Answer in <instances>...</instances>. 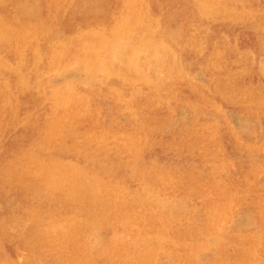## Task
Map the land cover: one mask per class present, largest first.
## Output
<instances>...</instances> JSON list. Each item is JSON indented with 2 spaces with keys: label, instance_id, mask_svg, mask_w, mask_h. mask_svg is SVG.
<instances>
[{
  "label": "rangeland",
  "instance_id": "1",
  "mask_svg": "<svg viewBox=\"0 0 264 264\" xmlns=\"http://www.w3.org/2000/svg\"><path fill=\"white\" fill-rule=\"evenodd\" d=\"M232 1L0 0V217L36 264H264V0Z\"/></svg>",
  "mask_w": 264,
  "mask_h": 264
},
{
  "label": "bare ground",
  "instance_id": "2",
  "mask_svg": "<svg viewBox=\"0 0 264 264\" xmlns=\"http://www.w3.org/2000/svg\"><path fill=\"white\" fill-rule=\"evenodd\" d=\"M220 1V0H219ZM232 1V0H231ZM35 2V1H34ZM81 2V1H80ZM134 2V1H133ZM165 2V1H164ZM174 2V1H173ZM198 2V1H197ZM233 2V1H232ZM241 2V1H240ZM248 2V1H247ZM99 3V2H98ZM103 3V2H102ZM135 3V2H134ZM172 3V2H171ZM27 5H28V3H26ZM35 4V3H34ZM175 4V3H174ZM178 4V3H177ZM78 5H80V3L78 4ZM131 5V4H130ZM129 5V6H130ZM172 5V4H171ZM239 5V4H238ZM32 6V5H31ZM91 6V5H90ZM135 6H136V4H135ZM179 6V5H178ZM242 6V5H241ZM176 7V6H175ZM218 7V6H217ZM34 8V7H33ZM35 8H36V6H35ZM77 8H78V6H77ZM130 8V7H129ZM132 8V7H131ZM141 8V7H140ZM173 8V7H172ZM135 9V8H134ZM177 9V8H176ZM178 9H181V8H178ZM200 9V8H199ZM222 9H224V7L222 8ZM39 10V9H38ZM100 10V9H99ZM202 10V9H201ZM141 11V10H140ZM182 11V10H181ZM218 11V10H217ZM226 11V10H225ZM228 11H230V10H228ZM38 12V11H37ZM75 12V11H74ZM86 12V11H85ZM88 12V11H87ZM129 12V11H128ZM171 12V11H170ZM205 12V11H204ZM235 12V11H234ZM77 13V12H76ZM93 13V12H92ZM99 13V12H98ZM23 14V13H22ZM35 14V13H34ZM34 14H32V15H34ZM88 14V13H87ZM103 14V13H102ZM161 14H163V13H161ZM170 14V13H169ZM172 14V13H171ZM224 14V13H223ZM230 14V13H229ZM29 15V14H28ZM91 15V14H90ZM162 16V15H161ZM169 16V15H168ZM180 16V15H179ZM204 16V15H203ZM234 16V15H233ZM27 17H29V16H27ZM211 17V16H210ZM128 19H129V17H128ZM170 19H172V18H170ZM162 20V19H161ZM138 21V20H137ZM168 21V20H167ZM124 22V21H123ZM135 22V21H134ZM124 23H126V21L124 22ZM121 24V23H120ZM119 24V25H120ZM135 24V23H134ZM151 24V23H150ZM180 24V23H179ZM119 25H117V26H119ZM121 27V26H120ZM133 27V26H132ZM147 27V26H146ZM174 27V26H173ZM124 28V27H123ZM148 28V27H147ZM175 28V27H174ZM177 28V27H176ZM2 29V28H1ZM127 29H130V28H127ZM219 29V28H218ZM116 30V29H115ZM160 30V29H159ZM176 30V29H175ZM1 31V30H0ZM117 31V30H116ZM220 31V30H219ZM127 32H129V31H127ZM1 33V32H0ZM113 33H115V32H113ZM148 33V32H147ZM4 34V33H3ZM26 34H27V32H26ZM63 34V33H62ZM121 34H122V31H121ZM126 34V33H125ZM124 34V35H125ZM138 34V33H137ZM144 34V33H143ZM216 34V33H215ZM51 35V34H50ZM50 37V36H49ZM52 37V36H51ZM120 37H122V36H120ZM124 37V36H123ZM128 37V36H127ZM54 38V37H53ZM56 38V37H55ZM117 38V37H116ZM5 39V38H4ZM48 39V38H47ZM50 39V38H49ZM52 39V38H51ZM118 39V38H117ZM120 39H122V38H120ZM26 40V39H25ZM113 40V39H112ZM111 40V41H112ZM119 40V39H118ZM148 40V39H147ZM162 39H160V41H161ZM1 41H3V40H1ZM59 41V40H58ZM128 41V40H127ZM131 41V40H130ZM163 41V40H162ZM144 42V41H143ZM159 44V43H158ZM124 45V44H123ZM171 45V44H170ZM112 46V45H111ZM110 46V47H111ZM129 46V45H128ZM152 46V45H151ZM166 46H168V44L166 45ZM141 47V46H140ZM148 47H150V46H148ZM176 47V46H175ZM191 47V46H190ZM83 48V47H82ZM109 48V47H108ZM135 48V47H134ZM142 48H144V47H142ZM154 48V47H153ZM168 48V47H167ZM117 49V48H116ZM122 49L123 48H121V50L120 51H122ZM125 49V48H124ZM161 49V48H160ZM113 50V49H112ZM118 50V49H117ZM138 50H139V47H138ZM146 50V49H145ZM147 50H148V48H147ZM159 50V49H158ZM177 50V49H176ZM109 51V50H108ZM119 51V50H118ZM154 51V50H153ZM173 51V50H172ZM81 52H82V50H81ZM142 52V51H141ZM146 52V51H145ZM171 52V51H170ZM116 53V52H115ZM158 53V52H157ZM168 53V52H167ZM167 53L165 54V55H167ZM172 53V52H171ZM43 54V53H42ZM124 54V53H123ZM137 54H138V52H137ZM145 54V53H144ZM120 55V54H119ZM125 55V54H124ZM132 55V54H131ZM161 55V54H160ZM175 55V54H174ZM185 55V54H184ZM255 55H256V53H255ZM260 56H261V54H259ZM117 56H118V54H117ZM136 56V55H135ZM144 56V55H143ZM119 57V56H118ZM129 57V56H128ZM159 57V56H158ZM181 57V56H180ZM120 58V57H119ZM160 58V57H159ZM166 58V57H165ZM182 58V57H181ZM138 59V58H137ZM152 59V58H151ZM99 60H102V59H99ZM125 60H127V59H125ZM257 60V59H256ZM115 61V60H114ZM119 61V60H118ZM134 61V60H133ZM132 61V62H133ZM136 61V60H135ZM135 61L133 62V63H135ZM142 61V60H141ZM162 61V60H161ZM259 61V60H258ZM78 62H79V60H78ZM142 62H144V61H142ZM146 62V61H145ZM188 62H189V60H188ZM74 63H76L75 61H74ZM100 63V62H99ZM112 63V62H111ZM110 63V64H111ZM162 63V62H161ZM176 63V62H175ZM255 63V62H254ZM120 64H122V63H120ZM136 64V63H135ZM256 64V63H255ZM261 64V63H260ZM99 65V64H98ZM188 65V64H187ZM76 66V65H75ZM74 66V67H75ZM128 66V65H127ZM131 66V65H130ZM159 66V65H158ZM161 66H163V64L161 65ZM105 67V66H104ZM71 68V67H70ZM139 68V67H138ZM156 68H157V66H156ZM186 68H187V66H186ZM98 69V68H97ZM108 69V68H107ZM163 69V68H162ZM170 69H172V68H170ZM67 70V69H66ZM76 70V69H75ZM100 70H102V68L100 69ZM118 70V69H117ZM159 70V69H158ZM181 70H182V68H181ZM192 70V69H191ZM53 71V70H52ZM78 71V70H77ZM103 71V70H102ZM107 71H109V70H107ZM56 72V71H55ZM100 72V71H99ZM117 72V71H116ZM134 72V71H133ZM146 72V71H145ZM176 72V71H175ZM204 72V71H203ZM54 73V72H53ZM62 73V72H61ZM105 73V72H104ZM103 73V74H104ZM129 73V72H128ZM164 73V72H163ZM57 74V73H56ZM108 74V73H107ZM111 74V73H110ZM264 74V73H263ZM116 75V74H115ZM162 75V74H161ZM10 76V75H9ZM8 76V77H9ZM135 76V75H134ZM163 76V75H162ZM19 77V76H18ZM86 77V76H85ZM51 78V77H50ZM89 78V77H88ZM99 78V77H98ZM125 78V77H124ZM157 78V77H156ZM161 78V77H160ZM198 78V77H197ZM75 79V78H74ZM91 79H93V77L91 78ZM127 79V78H126ZM135 79V78H134ZM166 79V78H165ZM121 80H122V78H121ZM158 80V79H157ZM156 80V81H157ZM161 80V79H160ZM202 80H203V78H202ZM65 81V80H64ZM146 81V80H145ZM165 81V80H164ZM89 82V81H88ZM124 82V81H123ZM132 82V81H131ZM61 83V82H60ZM95 83V82H94ZM106 83V82H105ZM104 83V84H105ZM122 83V82H121ZM151 83V82H150ZM149 83V84H150ZM153 83V82H152ZM202 83V82H201ZM59 84V83H58ZM161 84H162V82H161ZM163 85V84H162ZM24 86V85H23ZM26 86V85H25ZM123 86V85H122ZM139 86V85H138ZM146 86H147V84H146ZM152 86V85H151ZM139 87H141V86H139ZM156 87V86H155ZM117 88V87H116ZM149 88V87H148ZM153 89V88H152ZM152 89H150V90H152ZM116 90V89H115ZM133 91H134V89H133ZM135 92H138V91H135ZM140 92H142V91H140ZM163 93V92H162ZM133 94V93H132ZM55 95V94H54ZM68 95V94H67ZM67 95H66V97H67ZM65 97V98H66ZM104 98H106V97H104ZM126 98V97H125ZM71 99V98H70ZM103 99V98H102ZM68 100V99H67ZM72 100V99H71ZM105 101H107V100H105ZM62 102H64V98H63V101ZM69 102V101H68ZM68 102H67V104H68ZM73 102H75V101H73ZM62 104V103H61ZM75 104V103H74ZM102 104V103H101ZM54 105V104H53ZM107 105V104H106ZM60 106V105H59ZM63 106H65V104H63ZM106 107V106H105ZM183 109V108H182ZM228 109V108H227ZM109 110V109H108ZM178 112V111H177ZM183 112V111H182ZM185 112V111H184ZM187 112V111H186ZM185 112V113H186ZM189 112V111H188ZM106 113V112H105ZM189 114V113H188ZM237 114V113H236ZM108 115V114H107ZM187 115V114H186ZM194 115V114H193ZM243 115V114H242ZM184 116V115H183ZM195 116V115H194ZM200 116V115H199ZM235 116V115H234ZM238 116V115H237ZM236 116V117H237ZM190 117V116H189ZM230 117H232V116H230ZM235 117V118H236ZM187 118V117H186ZM196 118H197V115H196ZM234 118V117H233ZM234 118V119H235ZM231 119V118H230ZM239 119V118H238ZM189 120V119H188ZM220 120V119H219ZM241 121H242V119H241ZM229 122V121H228ZM184 123H185V121H184ZM253 123V122H252ZM256 123V122H255ZM231 124V123H230ZM238 124H239V122H238ZM238 124H235V125H238ZM173 125V124H172ZM233 125V124H232ZM243 125V124H242ZM245 125H247V124H245ZM134 126V125H133ZM231 127V126H230ZM244 127V126H243ZM249 127H250V125H249ZM236 128V127H235ZM246 128H247V126H246ZM263 128V127H262ZM252 129V128H251ZM243 130H244V128H243ZM261 131H263V130H261ZM18 132V131H17ZM22 132V131H21ZM243 132V131H242ZM259 132V131H258ZM255 133V132H254ZM28 134V133H27ZM252 134V133H251ZM219 135V134H218ZM261 135V134H260ZM22 136H23V134H22ZM16 137H18V136H16ZM15 137V138H16ZM56 137V136H55ZM256 137V136H255ZM264 137V136H263ZM10 138V137H9ZM242 138V137H241ZM261 138V137H260ZM18 139V138H17ZM243 139V138H242ZM244 139H246V138H244ZM247 140H249L248 138H247ZM246 140V142H248ZM15 142H16V140H15ZM22 143V142H21ZM55 143H57V142H55ZM251 143V142H250ZM254 143V142H253ZM19 146V145H18ZM15 148V147H14ZM14 148H13V150H14ZM18 150V149H17ZM44 150V149H43ZM15 152V151H14ZM37 152V151H36ZM64 154V153H63ZM13 155V154H12ZM58 155V154H57ZM151 155V154H150ZM61 157V156H60ZM172 157V156H171ZM102 158V157H101ZM116 158V157H115ZM255 158V157H254ZM101 160V159H100ZM96 161H97V159H96ZM111 161V160H110ZM109 162V161H108ZM245 162V161H244ZM113 163H115V162H113ZM157 163V162H156ZM173 163V162H172ZM88 164H90V163H88ZM105 164V163H104ZM92 165V164H91ZM95 165V164H94ZM147 165V164H146ZM169 165H172V164H169ZM116 166V165H115ZM176 166V165H175ZM98 167V166H97ZM98 169V168H97ZM114 169V168H113ZM104 170V169H103ZM105 171V170H104ZM109 172H110V170H108ZM112 171V170H111ZM125 171V170H124ZM128 171V170H127ZM120 172V171H119ZM106 173V172H105ZM111 173V172H110ZM118 173V171L115 173V174H117ZM123 173V172H122ZM119 174V173H118ZM117 174V175H118ZM127 174V173H126ZM125 174V175H126ZM54 175V174H53ZM122 175V174H121ZM121 178V177H120ZM135 180V179H134ZM141 184V183H140ZM21 185V184H20ZM14 187H18L19 186V183H17V184H15V185H13ZM26 186V185H25ZM96 186V185H95ZM28 187V186H27ZM26 187V188H27ZM34 189V187H31V190H33ZM142 189V188H141ZM97 193V192H96ZM150 195H151V193H150ZM153 195V194H152ZM88 197V196H87ZM152 197V196H151ZM147 198V197H146ZM156 198V197H155ZM109 199V198H108ZM148 199V198H147ZM146 199V200H147ZM154 199V198H153ZM162 199V198H161ZM177 199V198H176ZM156 201H158V200H156ZM164 201V200H163ZM171 201V200H170ZM148 202H150V199L148 200ZM155 201H153V203H154ZM152 203V204H153ZM173 203V202H172ZM177 203V202H176ZM185 203V202H184ZM107 205V204H106ZM186 206H187V203H186ZM185 206V207H186ZM191 206V205H190ZM173 208V207H172ZM176 208V207H175ZM183 208H184V205H183ZM160 210V209H159ZM232 210V209H231ZM9 211V210H8ZM167 211V210H166ZM196 211V210H195ZM244 211V210H243ZM168 212V211H167ZM180 212V211H179ZM246 212V211H245ZM22 213H25V216H27V221H31L32 223H35L38 219H40V218H35V216H31L32 214H31V211L29 210V209H26V210H23L22 211ZM171 213V212H170ZM181 213H184V212H181ZM239 213V212H238ZM247 213V212H246ZM29 215H30V217H29ZM239 216V215H238ZM169 218V217H168ZM254 218V217H253ZM201 221V220H200ZM230 224V223H229ZM254 224H256V223H254ZM222 225V224H221ZM31 227H32V229H30V231H31V233H33V232H35L36 230H38L37 229V227L36 226H34V225H32L31 224ZM95 227V226H94ZM238 227H239V225H238ZM253 227H254V225H253ZM237 228V227H236ZM255 228V227H254ZM20 229H22V227H20ZM232 229V228H231ZM26 230H27V228H26ZM233 230V229H232ZM256 230H258V229H256ZM92 231V230H91ZM90 231V232H91ZM247 231V230H246ZM18 231H15V229H14V225H11L8 221H5L4 219H2L1 217H0V264H36L38 261H39V257H38V255H37V252H35V248H33V247H39V245L41 244L40 243V240L38 239L36 242H32L31 240H29V239H27L25 236L24 237H16L17 235H15V233H17ZM25 232V233H24ZM101 232H103V231H101ZM100 232V233H101ZM108 232V231H107ZM174 232V231H173ZM196 232V231H195ZM225 232V231H224ZM262 232V231H261ZM28 232L27 231H25V229L24 230H21V234L20 235H24V234H27ZM93 234V233H92ZM95 234H96V232H95ZM222 234H224V233H222ZM96 235H98V234H96ZM99 236V235H98ZM202 236V235H201ZM209 236V235H208ZM225 236V235H224ZM91 238V237H90ZM95 238V237H94ZM102 238V237H101ZM148 238V237H147ZM211 239V238H210ZM215 239V238H214ZM213 239V240H214ZM198 240V239H197ZM219 240V239H218ZM217 240V241H218ZM89 241V240H88ZM192 241V240H191ZM212 241V240H211ZM98 243V242H97ZM144 243V242H143ZM212 244V243H211ZM152 247V246H151ZM169 247V246H168ZM172 248V247H171ZM92 249V248H91ZM62 250V249H61ZM214 250V249H213ZM179 251H180V248H179ZM208 253V252H207ZM216 253V252H215ZM210 254V253H209ZM169 257V256H168ZM167 257V258H168ZM208 258V257H207ZM210 258V257H209ZM170 259V258H169ZM171 263V262H170Z\"/></svg>",
  "mask_w": 264,
  "mask_h": 264
}]
</instances>
